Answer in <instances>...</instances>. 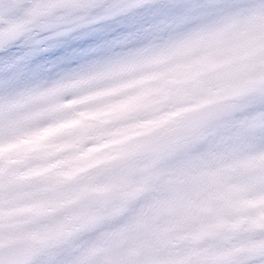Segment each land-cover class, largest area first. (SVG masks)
<instances>
[{"label":"clouds","instance_id":"obj_1","mask_svg":"<svg viewBox=\"0 0 264 264\" xmlns=\"http://www.w3.org/2000/svg\"><path fill=\"white\" fill-rule=\"evenodd\" d=\"M0 264H264V0H0Z\"/></svg>","mask_w":264,"mask_h":264},{"label":"rangeland","instance_id":"obj_2","mask_svg":"<svg viewBox=\"0 0 264 264\" xmlns=\"http://www.w3.org/2000/svg\"><path fill=\"white\" fill-rule=\"evenodd\" d=\"M106 36H85L83 38L68 42L61 47L47 52L38 58L39 61L48 63L55 61H63L66 63H75L82 58V54L85 50L91 49L95 44L99 43L103 39H107Z\"/></svg>","mask_w":264,"mask_h":264}]
</instances>
